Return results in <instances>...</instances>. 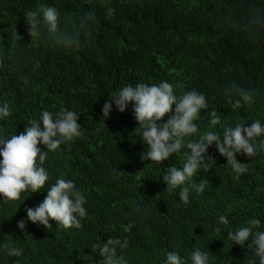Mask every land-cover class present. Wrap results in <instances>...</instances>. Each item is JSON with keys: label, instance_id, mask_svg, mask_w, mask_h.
<instances>
[{"label": "trees", "instance_id": "1", "mask_svg": "<svg viewBox=\"0 0 264 264\" xmlns=\"http://www.w3.org/2000/svg\"><path fill=\"white\" fill-rule=\"evenodd\" d=\"M41 6L59 11L61 28L76 36L77 46L56 45L47 33L31 40L25 13ZM162 81L178 98L193 89L206 98L207 109L194 121L198 133L185 143L207 131L222 137L228 126L264 125V0H0V104L11 110L0 119V139L23 133L44 111H74L82 127L80 137L49 152L41 192L29 190L7 203L0 197V264H99L92 246L109 238L128 242L117 247L127 264H165L167 252L192 264L196 249L208 253V264H256L248 242L241 247L227 239L254 218L261 222L254 231H264V150L250 158L237 153L247 164L237 178L210 147L215 164L187 183L185 204L179 188L165 191L162 176L168 167H183L186 149L163 164L142 160L148 146L136 131L132 106L121 113L113 103L103 117L104 104L124 86ZM233 83L255 89L254 102L233 109L226 92ZM212 110L222 126L209 124ZM171 115L174 106L161 123ZM59 178L73 181L84 196L80 228L50 221L46 230L27 218L26 210L37 207ZM201 179L208 183L197 194L191 185ZM10 245L22 255L9 256Z\"/></svg>", "mask_w": 264, "mask_h": 264}, {"label": "clouds", "instance_id": "2", "mask_svg": "<svg viewBox=\"0 0 264 264\" xmlns=\"http://www.w3.org/2000/svg\"><path fill=\"white\" fill-rule=\"evenodd\" d=\"M109 15L114 10L109 8ZM26 22L29 26V36L39 39L47 33L48 39L65 47L77 46L79 44L75 35L60 26V13L54 7L41 6L39 10H29L25 13ZM176 88L183 87L177 83ZM226 92L233 109H239L243 104H252L255 100V89L244 88L233 83ZM238 97V98H234ZM113 103L121 113L129 105L132 106L134 118L141 130L140 138L148 146L147 151L142 153L141 159L152 163L163 164L174 154L184 151L186 161L182 168L173 165L164 169L162 179L167 185L165 191L171 193L179 188V200L183 203L189 202V187L186 186L194 176L201 170L209 171V162L215 164L212 157L208 156V149L215 146L219 154L227 161L226 167L239 178L247 172V164L237 161V153H243L248 158L254 157L264 150V125L259 120L254 121L249 127L237 124L235 127H224L222 137L215 131H207L198 140H189L198 133V126L194 123L199 119L201 110L207 109L208 105L203 94L195 89L184 92L179 98L175 95L174 87L167 81L159 84L139 83L135 86L129 84L124 86L109 99L102 108L103 117L109 116ZM166 122L165 116L173 112ZM11 115L10 106L7 102L0 104V119ZM209 124L214 128L222 126L221 115L216 110L207 113ZM80 116L67 109L59 112L44 111L39 120H30L24 132L10 138L0 139V197L4 202H15L21 197V193L31 191L41 192L49 179L46 169L43 167L49 152L57 150L62 144L72 142L82 135L81 126L77 122ZM42 124V127H41ZM135 131V132H136ZM39 145H43V150ZM207 181L201 179L198 184L191 186L197 194L203 193ZM84 196L77 190L71 180L63 178L47 189L45 199L35 208L26 210L27 218L33 224H39L46 230L52 229L50 221H55L58 228L71 229L80 228V218L86 216L83 207ZM221 224L227 225L228 219L221 215ZM259 219H252L247 226L240 227L228 232V239L234 244L243 247L248 242V248L252 250V257L257 264H264V231L259 229ZM21 232L25 229L23 220L18 222ZM131 225L125 229L130 230ZM216 231H221L217 228ZM127 248L128 242L120 239L109 238L106 243L93 244V252H98L102 258L99 264H127L122 255L117 254V247ZM22 249L13 246L8 247V255L19 257ZM165 264H184L177 252H167ZM84 260L89 257L85 256ZM192 264H208V253L196 249L191 254Z\"/></svg>", "mask_w": 264, "mask_h": 264}]
</instances>
